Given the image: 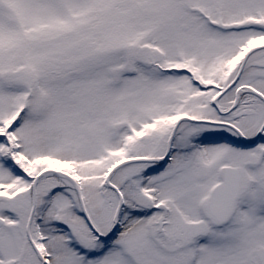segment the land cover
<instances>
[{"label": "snow or ice", "instance_id": "1", "mask_svg": "<svg viewBox=\"0 0 264 264\" xmlns=\"http://www.w3.org/2000/svg\"><path fill=\"white\" fill-rule=\"evenodd\" d=\"M0 264H264V0H0Z\"/></svg>", "mask_w": 264, "mask_h": 264}]
</instances>
